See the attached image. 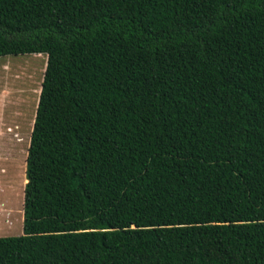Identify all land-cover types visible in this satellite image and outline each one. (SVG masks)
I'll list each match as a JSON object with an SVG mask.
<instances>
[{"label": "trees", "instance_id": "obj_1", "mask_svg": "<svg viewBox=\"0 0 264 264\" xmlns=\"http://www.w3.org/2000/svg\"><path fill=\"white\" fill-rule=\"evenodd\" d=\"M9 55L47 59L0 264H264V0H0Z\"/></svg>", "mask_w": 264, "mask_h": 264}, {"label": "rangeland", "instance_id": "obj_2", "mask_svg": "<svg viewBox=\"0 0 264 264\" xmlns=\"http://www.w3.org/2000/svg\"><path fill=\"white\" fill-rule=\"evenodd\" d=\"M46 59L0 57V237L22 235L25 156Z\"/></svg>", "mask_w": 264, "mask_h": 264}]
</instances>
